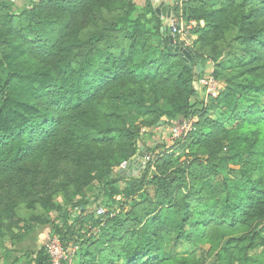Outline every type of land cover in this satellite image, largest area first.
I'll return each instance as SVG.
<instances>
[{"label":"trees","instance_id":"16d2710c","mask_svg":"<svg viewBox=\"0 0 264 264\" xmlns=\"http://www.w3.org/2000/svg\"><path fill=\"white\" fill-rule=\"evenodd\" d=\"M26 2L0 0L8 222L25 227L22 201L57 212L33 220L73 250L62 264H204V246L214 264H264V0H188L190 63L170 49L171 28L150 0ZM209 58L225 86L206 104L195 61ZM192 117L195 130L176 146H145L152 157L140 177L117 170L140 155L143 128ZM58 178L70 192L63 204L38 186ZM32 264H53L47 246Z\"/></svg>","mask_w":264,"mask_h":264},{"label":"rangeland","instance_id":"374dc122","mask_svg":"<svg viewBox=\"0 0 264 264\" xmlns=\"http://www.w3.org/2000/svg\"><path fill=\"white\" fill-rule=\"evenodd\" d=\"M27 0H11V2L16 6V9H22L23 7L27 6ZM188 0H165V3L169 6H176L178 8V15L179 17H175L174 19H166L164 20V25L171 28V32L173 31V28L177 29V32L175 35H179V38L182 42H184V46L193 47L194 41L197 38V35L193 33V30L197 26L196 21H187V19L184 16V8L185 3ZM203 24V23H202ZM206 63V62H205ZM215 62L211 58H209V61L207 60L206 63V71L205 75H212L215 80L217 81L218 88H222L225 86L224 82L219 81L214 76V70H215ZM220 93V92H219ZM214 96L212 93H208L203 88L199 91V99L205 101L206 104H209V101L212 102ZM191 119L199 121V118L192 117ZM190 120V119H188ZM183 122V121H182ZM182 122H173L172 125H159L156 126V128H143L141 130V137L137 141L138 147L141 149L139 154L136 157H141L140 163H135V169H133V173H130V169L128 170V163H125L122 165L121 169L117 168V170H120L122 173L127 174V176H135L140 177L141 175V169H145V167L148 165L150 158L152 157L151 154L147 149H145V146L147 148H154L155 146H161L157 153H160L168 148H172L177 145V142L180 140H177L172 133V127H174L177 124H182ZM196 124V123H195ZM194 124V125H195ZM196 128V125H195ZM191 133V132H190ZM189 133V134H190ZM188 134V135H189ZM187 135V136H188ZM186 136V137H187ZM184 137V138H186ZM182 138V139H184ZM144 143L146 145H144ZM143 151V154H142ZM134 165V164H133ZM149 178L150 175L153 174V172L156 171L155 167H151L149 170ZM64 178H58L55 179V182H49L48 185L42 186L41 183L38 184L40 188H49L48 192H56L55 200L56 202H59L60 204L65 203L68 196L70 195L67 190L65 191L63 189V186L61 187V184L66 183V181H62ZM61 187V188H60ZM149 192L153 195V188L151 186H147ZM72 190V189H71ZM0 194H3V191H0ZM121 198V196L119 197ZM0 218L3 219L4 224L0 222V253L3 254L0 263L1 264H32V258L34 252L38 251L44 246H47L51 244L52 240L57 237H52L51 235V225L49 223H44L40 219L33 220V217L41 218L44 220L48 217H54L57 215V212L49 213L46 210H44L40 204H36V206L31 207V205L27 201H22L16 208L17 214L21 218H25L27 220V223L25 224V227H23V224L19 227L16 226V224H12L8 222V219L3 216V207L2 203L3 201H0ZM93 210L95 208H98V204H93L91 207ZM128 209V207H127ZM34 224V225H33ZM253 225V224H252ZM259 224H257L255 227L260 229ZM2 228V229H1ZM209 246H204V248H200L198 250V253L200 254V258L205 260L204 264H214L216 261L215 254H213L212 257H207V252L209 251ZM69 250H66V253ZM262 251V248L257 249L255 252H253V255L260 254ZM71 254L73 252H70ZM67 256V255H66Z\"/></svg>","mask_w":264,"mask_h":264},{"label":"built area","instance_id":"2783aa9c","mask_svg":"<svg viewBox=\"0 0 264 264\" xmlns=\"http://www.w3.org/2000/svg\"><path fill=\"white\" fill-rule=\"evenodd\" d=\"M177 32L176 28H173L172 33L175 35ZM201 88H203L205 91L208 93H212L214 97L218 96L220 92V88H218L217 81L212 75H204L203 77L200 78L199 80ZM197 120L195 119H190L183 121L182 124H177L174 127H172V133L173 136L179 140L184 137H186L190 132L195 130V123ZM105 209L99 208L98 213L104 214ZM49 253L51 254L52 257V262L53 264H62L65 259L68 258V255L70 253H66V250L60 243L58 238H54L51 242L50 245H48ZM67 255V256H66Z\"/></svg>","mask_w":264,"mask_h":264},{"label":"water","instance_id":"95a60500","mask_svg":"<svg viewBox=\"0 0 264 264\" xmlns=\"http://www.w3.org/2000/svg\"><path fill=\"white\" fill-rule=\"evenodd\" d=\"M152 3V6L155 10V12L157 13V15L161 18H166V19H174L175 18V12L173 10V7L165 4L164 0H150ZM168 26H164L163 27V31H168ZM167 40L170 43V49H174L175 52L183 57L188 63L192 62L195 54H193L186 46H180V45H176V41H175V35L173 33H170L167 35ZM195 64L197 65L196 67V73L198 74L195 78H194V87L197 90L201 89V85H200V78L199 75L202 73L203 70L206 69V63H205V59H201L200 62L195 61ZM162 122H159V125H161ZM141 157H136L133 160L128 162V165H133L135 163H140V159ZM131 173V172H130ZM127 175V174H126Z\"/></svg>","mask_w":264,"mask_h":264},{"label":"crops","instance_id":"0c3cea01","mask_svg":"<svg viewBox=\"0 0 264 264\" xmlns=\"http://www.w3.org/2000/svg\"><path fill=\"white\" fill-rule=\"evenodd\" d=\"M164 2H165V0H164ZM135 167H136L135 164L131 165V166L129 165L128 170L130 169V172L133 173V169H135Z\"/></svg>","mask_w":264,"mask_h":264}]
</instances>
